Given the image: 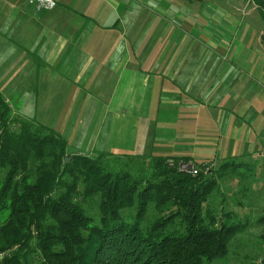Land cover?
I'll return each instance as SVG.
<instances>
[{
    "label": "crops",
    "instance_id": "crops-1",
    "mask_svg": "<svg viewBox=\"0 0 264 264\" xmlns=\"http://www.w3.org/2000/svg\"><path fill=\"white\" fill-rule=\"evenodd\" d=\"M52 1L0 0V94L15 117L69 154L186 157L264 178V29L250 0Z\"/></svg>",
    "mask_w": 264,
    "mask_h": 264
},
{
    "label": "trees",
    "instance_id": "trees-1",
    "mask_svg": "<svg viewBox=\"0 0 264 264\" xmlns=\"http://www.w3.org/2000/svg\"><path fill=\"white\" fill-rule=\"evenodd\" d=\"M250 1L264 23V0ZM66 148L0 94V264H211L245 229L223 196L212 205L231 163L191 177L167 162L186 157Z\"/></svg>",
    "mask_w": 264,
    "mask_h": 264
},
{
    "label": "rangeland",
    "instance_id": "rangeland-1",
    "mask_svg": "<svg viewBox=\"0 0 264 264\" xmlns=\"http://www.w3.org/2000/svg\"><path fill=\"white\" fill-rule=\"evenodd\" d=\"M253 17L263 28V22L256 12L253 13ZM243 161L248 162L246 158ZM246 167L241 169L230 167L231 171L224 175L220 184V191L223 193H215L211 198L212 205L216 206L223 196L227 211L234 208L235 202L243 203L242 213H237L238 206L235 207L237 215L235 221L246 224L245 229L232 238L227 256L211 264H258L264 257V178L250 167ZM231 172H235V176ZM3 175L4 172L0 170V180ZM93 212L94 209L91 208L90 213ZM129 212L134 214V210Z\"/></svg>",
    "mask_w": 264,
    "mask_h": 264
},
{
    "label": "built area",
    "instance_id": "built-area-1",
    "mask_svg": "<svg viewBox=\"0 0 264 264\" xmlns=\"http://www.w3.org/2000/svg\"><path fill=\"white\" fill-rule=\"evenodd\" d=\"M29 3L33 4L36 9H50L54 6L52 0H29ZM259 156L264 158V153H261ZM167 162L170 166H175L177 172L189 175L191 177H195L200 173L210 175L213 166L212 164L208 163L196 164L191 160L178 161L175 164L172 160H168Z\"/></svg>",
    "mask_w": 264,
    "mask_h": 264
},
{
    "label": "water",
    "instance_id": "water-1",
    "mask_svg": "<svg viewBox=\"0 0 264 264\" xmlns=\"http://www.w3.org/2000/svg\"><path fill=\"white\" fill-rule=\"evenodd\" d=\"M68 161H69V158H66V159H65V162L67 163Z\"/></svg>",
    "mask_w": 264,
    "mask_h": 264
}]
</instances>
